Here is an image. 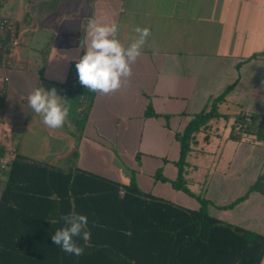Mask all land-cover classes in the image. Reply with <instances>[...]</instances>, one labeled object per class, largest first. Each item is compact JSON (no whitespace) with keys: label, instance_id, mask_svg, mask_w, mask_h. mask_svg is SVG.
<instances>
[{"label":"crops","instance_id":"crops-1","mask_svg":"<svg viewBox=\"0 0 264 264\" xmlns=\"http://www.w3.org/2000/svg\"><path fill=\"white\" fill-rule=\"evenodd\" d=\"M0 15L18 23L20 41L9 60L0 50V77L10 78L0 99L3 159L14 152L134 182L176 204L181 193L191 209L201 198L212 217L264 235V193L252 190L264 176V139L241 136L236 122L264 118V0H0ZM90 19L119 24L125 45L137 26L151 32L131 77L107 95L82 86L75 67ZM38 87L55 88L69 106L63 127H47L29 106ZM221 95V116L195 135L184 166L188 195L174 186L176 137Z\"/></svg>","mask_w":264,"mask_h":264},{"label":"trees","instance_id":"trees-1","mask_svg":"<svg viewBox=\"0 0 264 264\" xmlns=\"http://www.w3.org/2000/svg\"><path fill=\"white\" fill-rule=\"evenodd\" d=\"M224 98L212 99L176 137L180 160L174 186L188 195L193 194L184 166L191 145L202 128L221 116L218 104ZM146 116H155L151 108ZM236 120L245 136L264 139L263 117L242 114ZM4 156L1 149L0 160ZM252 190L264 193V176ZM198 201L199 208H187L146 193L134 182L122 184L77 168L64 171L15 154L0 196V264L262 263L264 235L212 217L209 203ZM70 211L88 217L85 230L91 239L74 238L84 249L80 256L65 253L51 239L64 226L61 215Z\"/></svg>","mask_w":264,"mask_h":264},{"label":"clouds","instance_id":"clouds-1","mask_svg":"<svg viewBox=\"0 0 264 264\" xmlns=\"http://www.w3.org/2000/svg\"><path fill=\"white\" fill-rule=\"evenodd\" d=\"M88 29L90 43L84 47L85 54L75 61L79 82L93 92L105 95L116 92L131 77L132 65L142 55L151 35L150 29L137 26L134 30L136 35L127 45L118 38L120 26L115 22L101 23L90 19ZM28 103L36 114L42 116L47 127L58 129L64 126L70 109L61 103L55 88L50 91L43 87L34 89L28 96ZM60 219L64 226L52 235L53 243L67 254L82 255L84 249L74 238L82 237L85 242L91 239V233L85 230L88 217L70 211Z\"/></svg>","mask_w":264,"mask_h":264},{"label":"built area","instance_id":"built-area-1","mask_svg":"<svg viewBox=\"0 0 264 264\" xmlns=\"http://www.w3.org/2000/svg\"><path fill=\"white\" fill-rule=\"evenodd\" d=\"M19 45L18 23L0 15V50L4 55V59H11ZM9 86L10 78L0 77V99H4L7 96ZM239 134L245 136L244 130L239 131ZM14 157L15 153L11 152L8 160H0V178L7 177ZM2 186L3 182L0 179V188H2Z\"/></svg>","mask_w":264,"mask_h":264},{"label":"rangeland","instance_id":"rangeland-1","mask_svg":"<svg viewBox=\"0 0 264 264\" xmlns=\"http://www.w3.org/2000/svg\"><path fill=\"white\" fill-rule=\"evenodd\" d=\"M175 198H176L177 204L195 208V206L193 205L194 203L193 200H190V198L185 197L183 194L181 193L175 194Z\"/></svg>","mask_w":264,"mask_h":264}]
</instances>
